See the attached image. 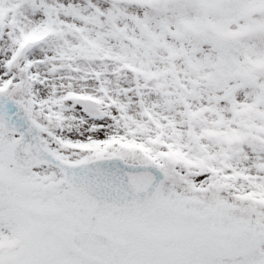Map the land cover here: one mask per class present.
Returning <instances> with one entry per match:
<instances>
[{"label":"snow or ice","instance_id":"snow-or-ice-1","mask_svg":"<svg viewBox=\"0 0 264 264\" xmlns=\"http://www.w3.org/2000/svg\"><path fill=\"white\" fill-rule=\"evenodd\" d=\"M0 264H264V0H0Z\"/></svg>","mask_w":264,"mask_h":264}]
</instances>
